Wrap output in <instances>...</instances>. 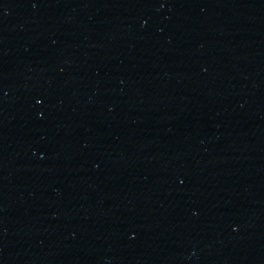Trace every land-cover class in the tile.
<instances>
[{"label":"water","instance_id":"obj_1","mask_svg":"<svg viewBox=\"0 0 264 264\" xmlns=\"http://www.w3.org/2000/svg\"><path fill=\"white\" fill-rule=\"evenodd\" d=\"M264 54V0H0V264L151 118Z\"/></svg>","mask_w":264,"mask_h":264}]
</instances>
